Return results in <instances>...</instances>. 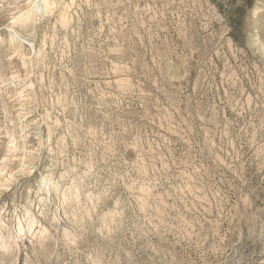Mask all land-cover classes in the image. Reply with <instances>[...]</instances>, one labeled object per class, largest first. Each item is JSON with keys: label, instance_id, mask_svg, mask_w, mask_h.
<instances>
[{"label": "rangeland", "instance_id": "obj_1", "mask_svg": "<svg viewBox=\"0 0 264 264\" xmlns=\"http://www.w3.org/2000/svg\"><path fill=\"white\" fill-rule=\"evenodd\" d=\"M0 264H264V0H0Z\"/></svg>", "mask_w": 264, "mask_h": 264}]
</instances>
